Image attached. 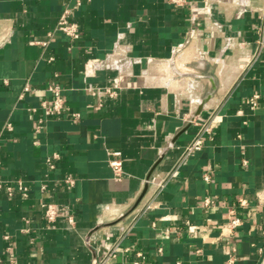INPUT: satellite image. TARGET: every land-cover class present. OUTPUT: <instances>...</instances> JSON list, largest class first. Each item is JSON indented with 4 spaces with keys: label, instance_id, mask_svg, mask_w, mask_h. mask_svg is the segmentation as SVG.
I'll return each mask as SVG.
<instances>
[{
    "label": "crops",
    "instance_id": "1",
    "mask_svg": "<svg viewBox=\"0 0 264 264\" xmlns=\"http://www.w3.org/2000/svg\"><path fill=\"white\" fill-rule=\"evenodd\" d=\"M65 9L77 40L49 37ZM263 26L264 0H0V264H264ZM57 83L67 109L46 118ZM18 181L27 198L7 195Z\"/></svg>",
    "mask_w": 264,
    "mask_h": 264
},
{
    "label": "built area",
    "instance_id": "2",
    "mask_svg": "<svg viewBox=\"0 0 264 264\" xmlns=\"http://www.w3.org/2000/svg\"><path fill=\"white\" fill-rule=\"evenodd\" d=\"M170 3L176 6H182L185 3H187V0H169ZM82 5V0H77V6L80 7ZM55 33H60L71 40H77L81 36V31L79 25L72 19V11L70 9H65L58 21V24L56 25L55 29L49 34V37H52ZM44 45H47V42H43ZM257 48H258V55H264V26L262 28H259L258 30V39H257ZM117 64L113 63V65H107L102 63L99 60H91L86 65V73L88 75L94 74L95 71L100 69L101 67H115ZM29 88L26 87L25 91H28ZM48 91L51 92L52 97L49 100H45L42 103V109L44 113V117L46 118H53V117H59L63 115V113L66 111V102L63 96V88L60 84H50L48 86ZM87 91L96 94V90L89 86L87 88ZM107 92L110 95H114V91L107 90ZM261 95L256 93L252 97H250L247 100V103L250 105L252 109H256L258 105V100L260 99ZM72 116L74 118H79V113H72ZM40 123H43V119L40 120ZM6 128L9 131L13 130V126L11 123H7ZM214 129L213 121L210 123L204 125L202 127V130L196 135V137L185 147L183 153H182V161L194 156L196 153L200 152L206 142V136L212 135ZM112 160L110 161V165L112 169L114 170L115 175L120 178L123 174V161L121 158L120 152H114L112 153ZM59 158V155H54L53 157H50L47 159V164L51 169L55 168V160ZM246 164V161H244ZM204 179L206 181L210 180V176L208 173H204ZM65 184L68 189H72L75 185V180L71 177H68L65 179ZM1 187V186H0ZM42 190H46V186H42ZM7 195L8 196H14L15 193H20L23 197L27 198L29 196V188L26 187L22 182H15L13 185H9L6 188ZM258 203L260 205H264V189L261 190L257 194ZM211 203L208 199L205 201V205L208 206ZM239 206H246L248 205V202L246 200H240L238 203ZM43 211H44V218L49 224H55L60 213H61V207L55 203H44L43 204ZM68 222L71 227H73L76 223V219L73 215H70L68 217ZM242 225V219L237 216L236 209L233 208L231 210V216L230 220L225 226V229L228 232H233L237 228H239ZM189 231L192 232V228H189ZM264 235V233H263ZM159 252H162V249H159ZM234 251H231L229 254L231 255L230 263L233 262V254ZM1 261V260H0ZM14 264H20L17 261H13Z\"/></svg>",
    "mask_w": 264,
    "mask_h": 264
}]
</instances>
